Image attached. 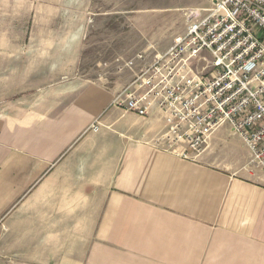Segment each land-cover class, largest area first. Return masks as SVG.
Returning a JSON list of instances; mask_svg holds the SVG:
<instances>
[{
  "label": "crops",
  "instance_id": "obj_1",
  "mask_svg": "<svg viewBox=\"0 0 264 264\" xmlns=\"http://www.w3.org/2000/svg\"><path fill=\"white\" fill-rule=\"evenodd\" d=\"M97 1L0 0V264H264V172L230 125L183 158L156 107L114 104L128 81L81 74Z\"/></svg>",
  "mask_w": 264,
  "mask_h": 264
},
{
  "label": "built area",
  "instance_id": "obj_2",
  "mask_svg": "<svg viewBox=\"0 0 264 264\" xmlns=\"http://www.w3.org/2000/svg\"><path fill=\"white\" fill-rule=\"evenodd\" d=\"M186 13L185 32L116 97L144 116L156 107L166 130L157 139L183 158L196 156L228 123L264 172V0H211Z\"/></svg>",
  "mask_w": 264,
  "mask_h": 264
},
{
  "label": "rangeland",
  "instance_id": "obj_3",
  "mask_svg": "<svg viewBox=\"0 0 264 264\" xmlns=\"http://www.w3.org/2000/svg\"><path fill=\"white\" fill-rule=\"evenodd\" d=\"M200 0H98L85 38L80 72L89 78L130 83L186 26ZM204 12V11H203ZM99 20V19H98Z\"/></svg>",
  "mask_w": 264,
  "mask_h": 264
}]
</instances>
